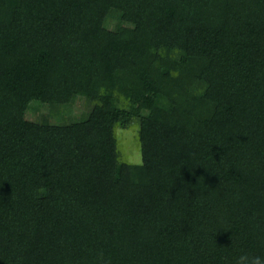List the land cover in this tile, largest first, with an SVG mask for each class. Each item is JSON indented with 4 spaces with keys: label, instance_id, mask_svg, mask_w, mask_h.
I'll use <instances>...</instances> for the list:
<instances>
[{
    "label": "trees",
    "instance_id": "16d2710c",
    "mask_svg": "<svg viewBox=\"0 0 264 264\" xmlns=\"http://www.w3.org/2000/svg\"><path fill=\"white\" fill-rule=\"evenodd\" d=\"M78 97L79 120L27 117ZM130 127L143 166L119 141ZM253 256L264 0H0V264Z\"/></svg>",
    "mask_w": 264,
    "mask_h": 264
},
{
    "label": "rangeland",
    "instance_id": "374dc122",
    "mask_svg": "<svg viewBox=\"0 0 264 264\" xmlns=\"http://www.w3.org/2000/svg\"><path fill=\"white\" fill-rule=\"evenodd\" d=\"M108 27L114 28L115 20L109 19ZM89 107L82 98H76L69 106L42 104L38 102H32L30 104L27 117L31 120H49L51 122H71L74 120H79L83 117V112H85ZM119 141L124 144L126 158L133 163L141 160L140 152L135 146V129L130 127V129L120 128L117 130Z\"/></svg>",
    "mask_w": 264,
    "mask_h": 264
},
{
    "label": "clouds",
    "instance_id": "9594fccd",
    "mask_svg": "<svg viewBox=\"0 0 264 264\" xmlns=\"http://www.w3.org/2000/svg\"><path fill=\"white\" fill-rule=\"evenodd\" d=\"M136 165H137V166H143V164H142V160H138V161L136 162ZM240 259H243V257L238 258V260H237V264H240ZM251 261H252V264H264V259H261V257H259V256H253V257L251 258Z\"/></svg>",
    "mask_w": 264,
    "mask_h": 264
}]
</instances>
